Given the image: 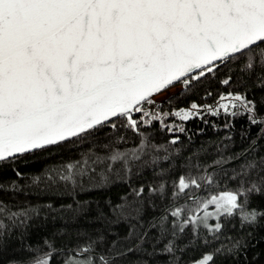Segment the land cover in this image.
<instances>
[{"label":"snow or ice","instance_id":"1","mask_svg":"<svg viewBox=\"0 0 264 264\" xmlns=\"http://www.w3.org/2000/svg\"><path fill=\"white\" fill-rule=\"evenodd\" d=\"M260 244L264 0H0V264H264Z\"/></svg>","mask_w":264,"mask_h":264},{"label":"trees","instance_id":"2","mask_svg":"<svg viewBox=\"0 0 264 264\" xmlns=\"http://www.w3.org/2000/svg\"><path fill=\"white\" fill-rule=\"evenodd\" d=\"M175 91V90H174ZM187 99H184V100H180L179 103L183 104V103H186L187 102ZM239 123H241L240 121H238V124L237 126L239 127ZM197 126V121L196 120H192L189 122V127H196ZM159 135H162V134H158V137ZM207 135H210V136H217V135H222V133H213L210 129L207 133ZM166 139V137H165ZM197 140H200L201 137H197L196 138ZM237 141H239V137H237ZM40 166V162L39 161H36L34 163H31L28 165L29 168H38ZM116 189L113 188V191H115ZM261 198L260 197H254L253 198V202H257L259 201ZM61 221L57 220L55 223L49 221L46 225V227L44 229H34L33 230V239H37V232H42V231H47V232H51L54 228L56 227H59L61 225ZM68 227H77L78 225H74V224H68L67 225ZM257 247H264V244H260V245H257ZM193 255H198V253H193Z\"/></svg>","mask_w":264,"mask_h":264},{"label":"rangeland","instance_id":"3","mask_svg":"<svg viewBox=\"0 0 264 264\" xmlns=\"http://www.w3.org/2000/svg\"><path fill=\"white\" fill-rule=\"evenodd\" d=\"M178 86H174L172 89H169V92H172L176 89ZM167 95L166 93H161V96Z\"/></svg>","mask_w":264,"mask_h":264}]
</instances>
